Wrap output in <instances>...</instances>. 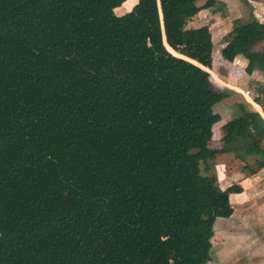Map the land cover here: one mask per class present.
Returning a JSON list of instances; mask_svg holds the SVG:
<instances>
[{
    "label": "trees",
    "instance_id": "trees-1",
    "mask_svg": "<svg viewBox=\"0 0 264 264\" xmlns=\"http://www.w3.org/2000/svg\"><path fill=\"white\" fill-rule=\"evenodd\" d=\"M123 1L0 0V264H204L240 191L208 161L264 167V83L261 114L234 102L216 127L230 92L208 26H187L219 1ZM230 48L264 72V20Z\"/></svg>",
    "mask_w": 264,
    "mask_h": 264
},
{
    "label": "rangeland",
    "instance_id": "rangeland-1",
    "mask_svg": "<svg viewBox=\"0 0 264 264\" xmlns=\"http://www.w3.org/2000/svg\"><path fill=\"white\" fill-rule=\"evenodd\" d=\"M133 1L126 0L114 8V13L119 15L128 11L136 2V0L134 3ZM204 1L195 0V4L200 5ZM234 7L230 4L232 9L227 12L229 16L219 19L220 21L211 14L203 12L190 24V27L198 23L212 24L210 31L215 46L212 48L211 67L207 72L216 88L231 91L229 97L216 102L212 107L219 116V120L214 123L216 127L236 113L232 103L244 102V105L248 107L245 102L246 96L251 99L256 95L259 85L264 83L261 78L255 80L245 75L244 63L239 56L233 55L230 48V39L234 33L236 21L244 22L253 17L252 14L235 17ZM258 15L261 16V14ZM263 17L261 16V20H264ZM220 48L223 53L219 51ZM232 89H240V92H233ZM219 131L210 139V147L220 146ZM246 165L247 163L238 161L231 154H216L208 161V172L215 173L219 187L238 185L240 179L246 178V181L243 180L242 183L246 194L239 197L237 202H234V197H231L230 203L234 207L228 219L215 218L210 236V259L204 264H264V249L260 250L264 247V168L256 171L254 175L243 177L246 171V174L250 171ZM260 206L263 207V211L259 208Z\"/></svg>",
    "mask_w": 264,
    "mask_h": 264
},
{
    "label": "crops",
    "instance_id": "crops-1",
    "mask_svg": "<svg viewBox=\"0 0 264 264\" xmlns=\"http://www.w3.org/2000/svg\"><path fill=\"white\" fill-rule=\"evenodd\" d=\"M218 1L219 2L215 3V5L212 8L200 9L196 14H194L190 18V20H188L187 26L190 27V24L193 22V19L196 18L195 20H197L199 14H202L203 12L211 14L215 19L220 21L219 19H223L224 17H227V15L229 16V14L227 12L228 11L230 12V10L232 9V8H230V4L235 6L234 7V12L236 14L235 17L243 16V14H248V15L252 14L253 17H255L257 20L262 21L261 20L262 19L261 16H264V1H261V0H218ZM134 2H135V0L133 1V3ZM245 9H247V10L245 11ZM258 14H261V16H259ZM207 17H209V16H207ZM202 24L207 25L208 29L210 31V27L212 26V24L198 23L194 27H197V26L202 25ZM210 34H211V42H212V48H213L215 45L213 43V37H212L211 31H210ZM219 51L221 52V48H220ZM240 60L244 63L243 59H240ZM245 75L248 78H254L255 80H260V78H261L262 81H264V72H260V71L255 70L251 74H246L245 73ZM232 91L238 93V92H240V89H232ZM229 92H231V91H229ZM246 97H247V99L245 98V102L248 104V107H246V106L245 107L247 109H249V110H254V111H257V112H259L261 114L260 107L256 103H255L256 104L255 105L254 102L248 96H246ZM263 143H264V140H263ZM246 166H248V164ZM246 172H245V175L243 177H246V175L248 176L250 174L254 175L256 173V172H254V173H250L249 172L248 174H246ZM213 175L216 177L215 173H213ZM243 180L246 181V178L245 179H240L238 181V186L240 187V191L236 192V193L233 192V193H230L228 195L229 202H231L230 201L231 197H234V200H235L234 202H237V199L239 197H241L243 194H246V192L244 190V187L242 186V183L244 182ZM227 186H229V185H227ZM227 186H225V187H227ZM230 205H231V208L234 207V205H232V203H230ZM259 208H262V211H263V207L262 206H260ZM228 218H229V216L225 217V219H228ZM263 249H264V247H262V249L260 248V250H263Z\"/></svg>",
    "mask_w": 264,
    "mask_h": 264
},
{
    "label": "water",
    "instance_id": "water-1",
    "mask_svg": "<svg viewBox=\"0 0 264 264\" xmlns=\"http://www.w3.org/2000/svg\"><path fill=\"white\" fill-rule=\"evenodd\" d=\"M157 6H158V4H157Z\"/></svg>",
    "mask_w": 264,
    "mask_h": 264
}]
</instances>
